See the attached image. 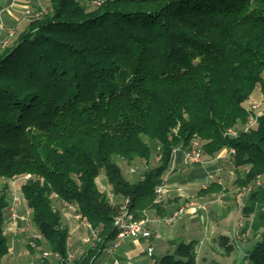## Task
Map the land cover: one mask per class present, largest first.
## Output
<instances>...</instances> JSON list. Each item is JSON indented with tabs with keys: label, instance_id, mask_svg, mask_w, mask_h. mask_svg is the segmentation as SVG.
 <instances>
[{
	"label": "trees",
	"instance_id": "16d2710c",
	"mask_svg": "<svg viewBox=\"0 0 264 264\" xmlns=\"http://www.w3.org/2000/svg\"><path fill=\"white\" fill-rule=\"evenodd\" d=\"M33 9L44 11L0 43V178L30 175L21 191L42 235L37 249L94 264L116 240L126 200L135 219L155 208L174 151L195 137L204 156L235 151L236 185L251 192L245 213L258 210L251 227H264V112L245 106L257 86L264 98V0H48ZM7 188L0 264L10 253ZM62 200L100 235L73 262ZM197 242L160 264H198ZM245 257L264 264V238Z\"/></svg>",
	"mask_w": 264,
	"mask_h": 264
},
{
	"label": "crops",
	"instance_id": "0c3cea01",
	"mask_svg": "<svg viewBox=\"0 0 264 264\" xmlns=\"http://www.w3.org/2000/svg\"><path fill=\"white\" fill-rule=\"evenodd\" d=\"M44 5L40 0H0V10L7 8L5 15L3 14L4 21L16 29H19L20 26L26 27L31 20L29 17H25L24 8H43ZM3 15L0 16V20ZM233 161L231 150L224 149L217 157L204 156L202 164L193 165L187 162L183 149H176L171 167L160 181L164 192L159 203L155 208L145 212V215L151 220L149 227L154 238H130L115 250H110V246H108L98 255L94 264H116V262H118L117 264H160V260L164 256L177 255L181 242L198 241L197 248H202L208 243L216 248L217 240L225 238L228 244L233 245V249H235L241 242L248 243L253 240L255 244L264 238V227L259 232H255L250 223L256 217L258 210L250 216L245 213V207L250 202V188L240 189L235 182L231 184L226 181L227 173L237 179ZM97 181L100 188L110 189L105 178L102 180L98 178ZM261 184H264L262 177H260L259 185ZM190 202L197 206L187 209L176 223L166 224L157 221L159 217L169 216ZM17 211L30 212L24 200L18 205ZM20 216L25 217L21 214ZM33 229L36 228L33 227ZM13 230L10 228L6 231L10 244H13L9 255L14 256L21 246V241L25 239L23 242L27 247L26 255L32 258L40 257L37 249H31L27 245L29 238H20L21 233L16 234V230ZM198 231L201 236L197 235ZM252 233L253 237L250 238L249 234ZM196 238L200 239L196 240ZM201 238H205V240ZM151 245L154 247L152 256L148 254V248ZM253 245L247 247V250L244 251L245 255ZM90 247L91 245L88 248ZM86 248L87 246H82V241L76 233L70 251L78 257ZM20 256L19 253L16 258L4 262L16 264V260ZM236 260L237 258H234L231 264H237ZM210 262L226 264L216 259L209 261V257H198V264H209ZM45 264L60 263L59 261H46Z\"/></svg>",
	"mask_w": 264,
	"mask_h": 264
},
{
	"label": "built area",
	"instance_id": "2783aa9c",
	"mask_svg": "<svg viewBox=\"0 0 264 264\" xmlns=\"http://www.w3.org/2000/svg\"><path fill=\"white\" fill-rule=\"evenodd\" d=\"M15 1V0H14ZM7 8H2L0 10V16L2 15L3 12H6ZM44 10L40 9H33L32 7H27L24 10V13L27 17L30 19L37 18L42 15ZM16 34V27L14 26H9L5 22L0 20V43L3 46H6L10 40L15 36ZM259 108L258 104L252 105L250 110H255ZM255 116L253 115L251 117V122L254 121ZM230 135L235 136L237 135L238 131L236 129H230L228 132ZM231 153L234 154L235 151L232 149ZM184 155L188 163L193 164V165H198L202 164L204 162V153H203V148L200 140L198 138H193L191 142V146L188 149L184 150ZM30 175H26L23 178L28 179ZM18 178V177H17ZM258 185L260 184V177L257 180ZM106 190V188H104ZM157 192V202H159L162 193L164 192L163 186H159L156 190ZM111 198L114 197L113 194L109 192ZM57 197V196H55ZM17 198H14V200L11 201V212H12V217L15 219L17 222L16 216L13 211L18 207L17 205ZM126 205L128 203V200H126ZM126 205L122 208L121 212L115 217L114 219V225L118 229L117 233V238L116 240L112 243L110 246V250H115L118 247L121 246L123 242H125L127 239L133 238V239H138V238H154V235L149 227V223L151 220L145 216L142 219H135L134 215L130 213ZM197 205L195 203L190 202L188 205L180 207L178 210L173 212L169 216H164V217H159L157 219L158 222H164L166 224H174L177 222V220L184 214L187 209L196 207ZM60 209L62 212V215L64 217L65 223L69 228V241H68V247H69V256H68V261L73 262L76 258L75 253H72L70 249L73 246V238L76 235L77 232L82 231L81 235V241L83 244H91L95 245L96 242L100 241V235L99 232L93 228L92 224L86 218L83 216L82 213L78 212L76 206L74 204H71L67 201H61L60 202ZM22 219H25L24 217H19ZM15 222V223H16ZM33 237L31 236V241L29 242L30 247L36 248L37 247V240H39L42 235L40 233H35L32 234ZM157 236V235H156ZM154 247L151 245L148 248V254L150 256L153 255ZM52 255H57L59 257V263L62 264V259L61 256L58 253L54 252H49V251H43L40 254V263L38 262H32L30 264H45L46 261H49ZM118 262H116L117 264Z\"/></svg>",
	"mask_w": 264,
	"mask_h": 264
},
{
	"label": "rangeland",
	"instance_id": "374dc122",
	"mask_svg": "<svg viewBox=\"0 0 264 264\" xmlns=\"http://www.w3.org/2000/svg\"><path fill=\"white\" fill-rule=\"evenodd\" d=\"M40 1L45 4L44 5L45 7H43V8L46 10L47 5H48V0H40ZM83 2L89 4V6L92 7L94 5H98L99 0H95V2L92 1V0H83ZM26 8H24V10ZM4 13L5 12H3L2 15ZM4 15L2 16L3 22H5L4 21ZM24 15H25V13H24ZM25 17L28 18L26 15H25ZM24 27L25 26H20V28L17 29V33L20 32L21 30H23ZM254 104H258L259 105V108L253 110L254 113H256L258 115V114H261L262 112H264V98H263V94H262L261 89H260L259 86H257L255 88V90L252 93V95L250 96L249 100H247L245 102V106L247 108H251L252 105H254ZM238 129L241 130V128H238ZM145 165H146V163L144 161H141L139 164H137L136 166H134V168H136V170H137V174H140L141 171H143V168L145 167ZM133 177H134V175H133ZM104 178H105V174L102 173L99 176V179L102 180ZM24 180L25 179L24 178H21V177H18V178L15 177L13 179H3V178H0V196H1V191H2L3 187L5 185H7L8 188H7V191L6 192L8 194L9 199L12 201V200H14V198H17V201L18 202H17V205L16 206H18L24 200V196H23V193L21 191V186H22ZM226 181L229 182V183H231V184H233V182H235L236 179L234 177H232L230 175V173H227L226 174ZM103 189L104 188H102V190ZM104 191H106V190L104 189ZM24 208H25V205H24ZM11 211L12 210H11V207H10V211H9L10 213H9L8 220H7V228H6V231H8L10 228H13L14 229L13 231L16 230V232H15L16 234L17 233H19V234L21 233V237L20 238H29V240L27 241V245L29 246V248H31V249H37V247L36 248H32L29 245V242L32 239L31 236L33 237L32 234L39 233L37 229H33V225H32V222H31L32 213L31 212H27V211H24V212L21 213V212H18L15 209L13 211V213L16 216L21 217L20 214L21 215H25V217H24L25 219L16 217V219H17V222H16L15 219H13V217H12V212ZM197 228H199V227L197 226ZM197 233H198L197 235L201 236L200 231H198ZM81 235H82V231H79V233H78L79 238L81 237ZM249 237L252 238L253 237V233L251 235L249 234ZM198 239H200V238H196V240H198ZM201 239L205 240V238H201ZM23 240H25V239H23ZM23 240L21 241L22 242L21 243V246L15 252L14 256L7 255L5 257V260L4 261L8 262L10 259L16 258V255L20 253L21 256L16 260V264H30L32 262H38V263H40V257H34L35 258L34 259V258L29 257L28 255H26L27 247H26L25 243L23 242ZM72 242H73V240H72ZM203 244H204V242H203ZM208 244H205L202 248H197V252H198L197 253V257H209V261L211 259H216L217 261H219L221 263H226V264H231L232 261H233V259L234 258H237V260H236L237 261V264H245V260H246L245 258L246 257H245V252L244 251L247 250V247H251L254 243H253V240H252V242H248V243L247 242H245V243L241 242V243H239L238 247H236L235 249L231 250L230 254L227 253L226 247L221 244V238H219L217 240V243H215L216 248L213 247V245H211V244L208 245ZM12 245L10 244V248L12 247ZM90 245L91 244H86L85 245V244L82 243V246H87V248ZM200 246H202V245H200ZM37 250L39 251L38 252L39 254H41V252H43V251L52 252L46 246L44 248H42V249H37ZM52 261H59V257L57 255H52L51 258H50V260H49V262H52ZM6 262H4V263L6 264ZM216 263H218V262H216Z\"/></svg>",
	"mask_w": 264,
	"mask_h": 264
}]
</instances>
